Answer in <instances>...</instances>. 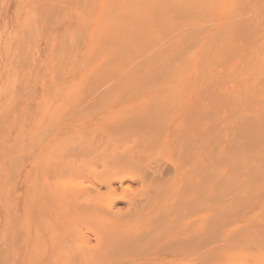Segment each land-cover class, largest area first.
<instances>
[{
    "label": "rangeland",
    "instance_id": "1",
    "mask_svg": "<svg viewBox=\"0 0 264 264\" xmlns=\"http://www.w3.org/2000/svg\"><path fill=\"white\" fill-rule=\"evenodd\" d=\"M175 133L201 142L181 174L225 222L201 264H264V0H0V264L147 235Z\"/></svg>",
    "mask_w": 264,
    "mask_h": 264
},
{
    "label": "bare ground",
    "instance_id": "2",
    "mask_svg": "<svg viewBox=\"0 0 264 264\" xmlns=\"http://www.w3.org/2000/svg\"><path fill=\"white\" fill-rule=\"evenodd\" d=\"M74 134L82 136L86 140L89 139L90 144L96 146L103 142L101 136H96L88 131L75 132ZM179 135L181 137H177L179 139L177 142L180 148L181 162L174 165L173 170L178 176L180 174V177L172 192L154 198L149 204L152 209L158 204L162 205L150 217L151 219L149 218L153 220L152 231L147 235L137 236L148 222L146 221L141 228L132 229L130 233L119 240H98L95 243L79 241L63 245L60 247L63 252L60 257L54 254L58 246H53L50 248L52 253L46 256L40 264H201V260L218 246L219 243L215 242L219 240L216 232L223 229L225 222L213 220L211 216L214 214L210 212V208L199 207V202H201L199 189L202 190L204 181L197 179L194 166L191 174L187 173L189 169L185 170V174H181L182 167L186 165V160L183 159L184 153L193 155L194 164V160L200 158L202 144L195 137H189L183 133H179ZM142 149L141 145L132 144L121 151L113 152L108 159L113 162L119 161L130 156L133 152L140 153L143 151ZM138 174L141 177L140 180L146 177L144 170ZM155 177L152 178V181ZM212 181L214 182V180ZM212 181H208V183ZM113 189L116 188L113 187ZM117 201H124L130 206L136 204L135 197L122 193V195L115 194L109 202V206L112 208ZM113 215L114 217L119 216ZM163 224L178 226L159 229ZM207 225L210 226L209 233L204 232V226ZM228 232L227 229L223 230L221 232L223 234L220 233V240L228 235ZM72 255L74 258L71 257Z\"/></svg>",
    "mask_w": 264,
    "mask_h": 264
}]
</instances>
